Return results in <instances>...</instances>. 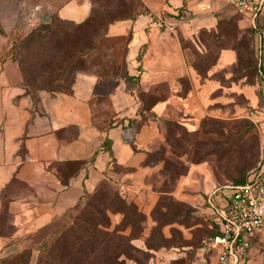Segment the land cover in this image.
I'll return each mask as SVG.
<instances>
[{
	"label": "rangeland",
	"instance_id": "rangeland-1",
	"mask_svg": "<svg viewBox=\"0 0 264 264\" xmlns=\"http://www.w3.org/2000/svg\"><path fill=\"white\" fill-rule=\"evenodd\" d=\"M69 1L0 0V61L13 60L8 53L13 42L53 20L57 45L78 54L82 63L72 73L51 76L56 78L52 86L67 90L78 73L97 75L92 109L101 128L113 122V87L131 75L139 106L132 132L149 125L157 134L143 149L149 168L136 174L135 168L114 163L99 184L100 200L104 190L112 191L144 217L142 227L128 226L122 232L138 236L132 243L142 251L125 264H218L204 245L212 234L207 200L240 183L264 161V8L253 24L226 3L215 13L213 27L193 34L179 25L188 21L184 6L175 14L179 23L155 17L157 24L146 27L141 59L130 69L132 23L146 13L143 2L89 0L104 18H123L112 30V25L80 29L61 23L57 10ZM40 91L45 90L30 93L38 99ZM70 209L36 229L18 226L5 212L0 264L34 263L45 242L52 245L48 259H55L54 240L71 222ZM109 216L111 230L124 227L122 213Z\"/></svg>",
	"mask_w": 264,
	"mask_h": 264
},
{
	"label": "crops",
	"instance_id": "crops-1",
	"mask_svg": "<svg viewBox=\"0 0 264 264\" xmlns=\"http://www.w3.org/2000/svg\"><path fill=\"white\" fill-rule=\"evenodd\" d=\"M141 1L146 13L132 23L130 69L135 67L147 25L157 24L155 17H163L169 24L179 23L175 14L184 6L188 21L179 25L193 34L213 27L215 13L227 3V0ZM91 9L89 0H70L58 8L57 14L80 23L88 18ZM118 27L112 25L111 29ZM99 79L93 73L80 72L70 93L40 91L35 100L23 83L19 64L13 60L0 61V220L7 212L18 226L39 228L62 216L86 191H92L110 172L112 164L135 168L136 174L148 170L149 166L143 162L147 156L143 149L157 134L149 125L132 132L139 106L130 81L122 78L113 87L110 93L113 122L101 128L94 123L92 109ZM229 193L226 186L213 198L223 204ZM207 210L214 233V215L210 207ZM245 264H264V233L252 238Z\"/></svg>",
	"mask_w": 264,
	"mask_h": 264
},
{
	"label": "trees",
	"instance_id": "trees-1",
	"mask_svg": "<svg viewBox=\"0 0 264 264\" xmlns=\"http://www.w3.org/2000/svg\"><path fill=\"white\" fill-rule=\"evenodd\" d=\"M91 5L90 15L80 23L62 19L58 14L57 16L61 19V23L71 24L80 29L91 26L108 29L115 21L123 19L121 17L104 18L92 3ZM133 18L130 17V19ZM56 32L53 20L42 22L19 42H13L8 52L12 56L11 59L18 62L23 75V83L28 87L29 92L39 89L52 94L56 92L70 93L73 89L75 77L71 87L67 90H57L52 86L53 80L56 78L51 80V76H54L58 71H74L79 63H82L78 54L71 53L69 48H61L57 45L55 42ZM137 59H141L140 52ZM45 63L51 65L50 70L43 66ZM47 77H49L48 80ZM124 78H127L131 83V75L127 74ZM42 82H46L45 86H41ZM134 121L137 122V120ZM109 149L110 146L107 150ZM147 158L148 156H146ZM245 180L246 178L235 185L242 184ZM101 182L102 180L92 191H86L84 196L70 209L74 213L71 222L54 240L56 242L54 247L57 253L56 258L48 259L46 253L52 245L45 242L39 251L37 261L31 264H125L127 259H138L142 251L132 243V240L139 237H131L122 232L128 226L133 229L142 227L144 217L133 203L120 197L118 199V196L112 191L104 190V198L100 200L99 184ZM84 197L85 200L81 201ZM112 212L123 214V228L111 230L109 213Z\"/></svg>",
	"mask_w": 264,
	"mask_h": 264
},
{
	"label": "built area",
	"instance_id": "built-area-1",
	"mask_svg": "<svg viewBox=\"0 0 264 264\" xmlns=\"http://www.w3.org/2000/svg\"><path fill=\"white\" fill-rule=\"evenodd\" d=\"M253 24L259 16L264 0H227ZM230 193L222 203L212 194L207 203L211 208L214 233L204 240L218 264H245L250 256L252 238L264 233V161L248 173L244 183L229 185Z\"/></svg>",
	"mask_w": 264,
	"mask_h": 264
}]
</instances>
